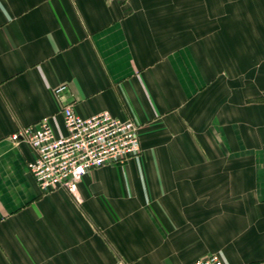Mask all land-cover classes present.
Masks as SVG:
<instances>
[{
    "label": "crops",
    "instance_id": "obj_1",
    "mask_svg": "<svg viewBox=\"0 0 264 264\" xmlns=\"http://www.w3.org/2000/svg\"><path fill=\"white\" fill-rule=\"evenodd\" d=\"M67 105L134 119L142 152L42 192L10 135L65 134ZM214 252L264 264V0H0V264Z\"/></svg>",
    "mask_w": 264,
    "mask_h": 264
},
{
    "label": "built area",
    "instance_id": "obj_2",
    "mask_svg": "<svg viewBox=\"0 0 264 264\" xmlns=\"http://www.w3.org/2000/svg\"><path fill=\"white\" fill-rule=\"evenodd\" d=\"M62 114L65 134L56 132L45 118L39 125H22L10 135L13 142H25L33 149L35 157L28 168L42 192L64 189L76 195L88 172L123 163L142 152L139 124L132 118L123 120L109 111L83 117L71 105L63 107ZM190 264L226 263L214 252Z\"/></svg>",
    "mask_w": 264,
    "mask_h": 264
}]
</instances>
